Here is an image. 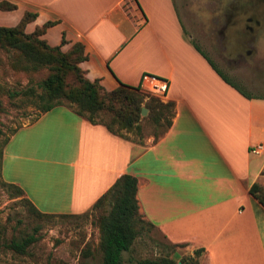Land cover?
Segmentation results:
<instances>
[{
  "label": "crops",
  "instance_id": "1",
  "mask_svg": "<svg viewBox=\"0 0 264 264\" xmlns=\"http://www.w3.org/2000/svg\"><path fill=\"white\" fill-rule=\"evenodd\" d=\"M7 1L16 8L0 10V26L36 13L25 31L51 21L41 36L50 46L81 42L87 58L79 66L105 89L140 86L146 74L165 79L174 114L164 134L140 141L56 106L9 138L2 180L20 186L43 213L80 215L131 174L142 219L172 244L202 248L199 264H264V206L249 190L264 180V150L251 152L264 146V97H244L196 49L208 56L206 39L191 32L192 14L207 25L195 2ZM231 11L245 12L227 5L221 14ZM252 21L230 18L218 30L235 43L237 32L261 30L264 23Z\"/></svg>",
  "mask_w": 264,
  "mask_h": 264
},
{
  "label": "rangeland",
  "instance_id": "2",
  "mask_svg": "<svg viewBox=\"0 0 264 264\" xmlns=\"http://www.w3.org/2000/svg\"><path fill=\"white\" fill-rule=\"evenodd\" d=\"M193 1L198 8L196 10L202 13L207 22V25H203L200 15H191L194 23V29L191 30L193 38L206 39L208 45L202 46V49L232 81L252 95L264 96V0ZM227 5L237 12H245L240 16L234 15V11L221 14ZM245 16H252V22L263 24L261 30L252 32L253 35L245 31L237 32L234 37L239 41L229 42L226 32L218 30L221 23L230 18L242 22ZM246 34H249L247 38ZM11 61L12 54L0 48V152H3L5 140L12 137L11 132L31 123L38 113L30 99L21 94L12 96V93L28 86L35 87L39 92L37 84L47 75L46 68L34 72L14 69ZM141 92L146 101L155 98L165 102L142 89ZM148 114L149 110L145 116ZM102 116L107 119L105 114ZM140 125V134L126 132L127 136L142 141L146 135L154 136L161 129L150 119H143ZM2 181L0 175V264H101L97 219L99 214L108 210V206L80 216L39 219L30 213L21 196L11 195ZM261 184L264 189V180ZM146 222L144 220L142 232L135 239L131 250L123 253L124 264H135L129 257L138 260L169 256L185 263L196 257L190 246L168 242L156 227ZM35 228L38 230L37 240L25 253H16L5 246L11 238H19Z\"/></svg>",
  "mask_w": 264,
  "mask_h": 264
},
{
  "label": "trees",
  "instance_id": "3",
  "mask_svg": "<svg viewBox=\"0 0 264 264\" xmlns=\"http://www.w3.org/2000/svg\"><path fill=\"white\" fill-rule=\"evenodd\" d=\"M16 5L7 0H0V10L12 11ZM36 13L26 11L19 22L11 27L0 26V48L12 54L11 65L14 69L34 72L47 69V75L37 84L39 92L33 86L15 91L14 95H22L30 99L38 113L33 121L50 109L65 105L72 108L78 115L92 124H102L110 132L125 137L124 132H141V121L150 119L161 129L154 137L164 134L172 124L174 103L162 102L155 98L145 100L140 86H129L120 83L112 90L105 89L98 80H90L79 66L87 58L84 45L75 42L64 50L65 40L59 45L50 46L41 36L53 22H45L34 31L27 33L26 25L34 20ZM196 49L209 62L218 75L246 98H258L248 93L232 81L212 62L198 47ZM67 102V103H64ZM149 110L148 116L141 117V108ZM106 115L105 119L102 115ZM32 121V122H33ZM31 122V123H32ZM20 127L15 128L12 136ZM9 141L7 138L4 146ZM3 152H0V173ZM3 186L11 191L12 196H21L30 213L39 219L55 217L80 216L79 214L43 213L24 195L23 189L17 184L2 181ZM250 193L264 206V189L253 183ZM137 179L131 174L120 175L114 184L93 204L91 211H98L105 206L108 210L98 216L100 229L101 264H124V252H129L135 239L143 229L144 220L138 210L136 198ZM152 225L150 222H146ZM37 229L19 238H11L5 246L16 253H25L27 248L37 240ZM203 249L194 250L195 258L188 263L175 261L169 256L157 258H140L135 264H198Z\"/></svg>",
  "mask_w": 264,
  "mask_h": 264
},
{
  "label": "built area",
  "instance_id": "4",
  "mask_svg": "<svg viewBox=\"0 0 264 264\" xmlns=\"http://www.w3.org/2000/svg\"><path fill=\"white\" fill-rule=\"evenodd\" d=\"M140 89L161 100H165L168 90V83L165 79L146 74L142 78ZM263 150L264 146L262 144H257L256 146L252 147L251 152L259 153Z\"/></svg>",
  "mask_w": 264,
  "mask_h": 264
},
{
  "label": "water",
  "instance_id": "5",
  "mask_svg": "<svg viewBox=\"0 0 264 264\" xmlns=\"http://www.w3.org/2000/svg\"><path fill=\"white\" fill-rule=\"evenodd\" d=\"M147 111H148V109L146 108V107H142L141 108V112H140V114H141V116H145L146 114H147Z\"/></svg>",
  "mask_w": 264,
  "mask_h": 264
},
{
  "label": "flooded vegetation",
  "instance_id": "6",
  "mask_svg": "<svg viewBox=\"0 0 264 264\" xmlns=\"http://www.w3.org/2000/svg\"><path fill=\"white\" fill-rule=\"evenodd\" d=\"M242 2V1H241ZM248 18V17H247ZM250 19H251V17H249ZM251 35H253V34H251ZM249 35L248 34H246V38L248 37ZM248 53L250 52V51H247Z\"/></svg>",
  "mask_w": 264,
  "mask_h": 264
}]
</instances>
